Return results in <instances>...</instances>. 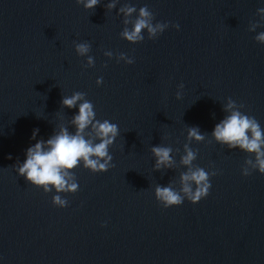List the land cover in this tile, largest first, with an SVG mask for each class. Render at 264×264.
<instances>
[{
  "label": "water",
  "instance_id": "95a60500",
  "mask_svg": "<svg viewBox=\"0 0 264 264\" xmlns=\"http://www.w3.org/2000/svg\"><path fill=\"white\" fill-rule=\"evenodd\" d=\"M110 2L86 10L76 0H0V264H264V174L242 175L249 154L211 137L229 97L264 127V44L255 40L264 0ZM133 4L131 16L119 11ZM145 4L169 27L128 42L125 20ZM80 41L91 43L92 67L74 50ZM120 53L134 62H117ZM74 91L120 134L112 166L75 168L78 190L62 193L60 208L54 191L31 185L14 165L35 143L33 128L47 139L70 121L77 109L60 102ZM189 126L206 134L190 143L194 165L217 174L199 202L165 208L154 188L179 186ZM156 144L173 147V167H153Z\"/></svg>",
  "mask_w": 264,
  "mask_h": 264
},
{
  "label": "clouds",
  "instance_id": "9594fccd",
  "mask_svg": "<svg viewBox=\"0 0 264 264\" xmlns=\"http://www.w3.org/2000/svg\"><path fill=\"white\" fill-rule=\"evenodd\" d=\"M100 2L101 0H76L86 10L94 9ZM115 6L116 0H111L107 5L109 9ZM119 11L128 17L137 12V8L134 4L124 5ZM258 11L264 13V8ZM128 23H131V27H125L120 35L131 43L144 40L145 32L149 39H154L169 27L167 21L154 22V13L147 4L138 9L134 21L125 20V24ZM172 26L176 29L180 27L179 24ZM255 40L264 44V31H260ZM74 50L78 56L86 57L87 67L94 65V57L89 55L90 42H74ZM104 55L111 58L113 53L106 50ZM120 61L132 64L134 58L127 53H120L117 62ZM102 82L103 77L96 79L97 86ZM183 88V83L177 85L176 99L182 98ZM60 103L62 107L76 108L77 111L67 124L59 123L47 139H37L40 130L38 127L33 128L30 139L35 140V143L27 147L24 160L17 161L14 167L16 173L31 185L41 188L45 193L54 191L52 204L63 208L67 206L68 200L62 193H74L79 187L73 171L75 168L83 167L95 173L107 171L112 166L113 155L110 147L120 134V129L117 123L109 119L97 118L93 102L82 91L63 95ZM242 108L243 104H237L231 97L227 98L223 105L224 116L214 125L211 137L220 145L249 154L241 169L242 175L247 176L253 170L264 174V127L254 116L243 112ZM205 135L198 126L187 128L186 142L180 157V164L185 170L179 175V186H174L173 182L167 185L157 184L154 188V196L163 207L178 206L185 200L195 204L208 195L210 177L216 175L217 171L194 165L197 151L190 146L193 141H204ZM150 151L155 161V169L173 167L175 157L171 145L156 144L151 146Z\"/></svg>",
  "mask_w": 264,
  "mask_h": 264
}]
</instances>
